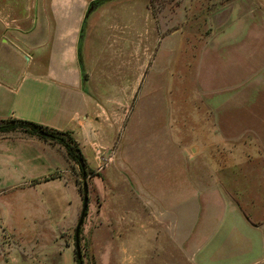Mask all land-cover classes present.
Instances as JSON below:
<instances>
[{
	"label": "rangeland",
	"instance_id": "rangeland-1",
	"mask_svg": "<svg viewBox=\"0 0 264 264\" xmlns=\"http://www.w3.org/2000/svg\"><path fill=\"white\" fill-rule=\"evenodd\" d=\"M146 2L147 26L133 34L132 65L117 67L121 78L132 80L117 77L105 82L100 78L105 74L95 67L96 98L90 106L125 107L128 112L115 135L102 121L95 123L107 143L96 147L94 162L85 151V165L92 174L83 175L69 160L68 178L64 168L52 170L59 159L38 150L35 167L30 155L18 164L22 176L43 174L27 180L31 183L64 176L81 193L86 182L88 207L78 237L80 259L75 256L74 230L82 202L74 223L52 230L46 220L16 217L12 202L23 197L33 201L34 190L24 185L6 191L0 181V264H264V161H251L264 155V145L255 143L245 129L253 121L262 124L264 115L252 120L246 115L251 113L243 111L239 124L244 143L226 147V162L211 161L202 138L190 139L192 112L202 110L201 120L210 101L235 107L237 93L256 91L259 78L264 82V0ZM29 4L0 0V11L12 8L25 13ZM46 37H50L47 31ZM84 49L88 53V43ZM1 67L8 69L3 63ZM122 85L131 88V97L120 94ZM69 100L65 110L78 109L79 103ZM234 117L228 113V125L237 126ZM14 121L8 118L0 125ZM200 124L211 126V121ZM25 136L20 127L0 133V138ZM45 142L60 150L58 144ZM211 153L219 155V147H212ZM240 154L250 161H236ZM1 165L11 171L17 166L11 160L0 161ZM252 169L262 176L248 177L246 170ZM223 170L224 178L219 176ZM50 185L37 186L44 199ZM55 246L58 255L50 250Z\"/></svg>",
	"mask_w": 264,
	"mask_h": 264
},
{
	"label": "crops",
	"instance_id": "crops-1",
	"mask_svg": "<svg viewBox=\"0 0 264 264\" xmlns=\"http://www.w3.org/2000/svg\"><path fill=\"white\" fill-rule=\"evenodd\" d=\"M28 1L30 4L27 5L25 13L12 8L0 11V121L8 118L26 120L58 132H69L84 163H88L85 151L94 162L96 147L107 143V138L101 136L95 123L102 121L107 130L115 135L121 129L128 112L125 107L116 109L111 106V109H105L99 104L95 109L90 106L89 102L96 98L93 89V82L98 78L95 77V67H99L105 74L100 77L101 80L109 82L117 77L121 78V68L118 70L117 67L132 65L133 34L142 33L143 27L147 26V0ZM45 7L48 11L44 10ZM262 15L264 16V12ZM46 31L49 38L46 37ZM37 40L42 43L37 44ZM86 43L88 53L84 49ZM96 43L103 49L98 50ZM10 53L16 58L12 59ZM2 63L8 66L7 70L1 67ZM131 80L121 78L123 82ZM257 80L256 91L242 90L237 93L235 107L228 108L226 101L225 104L210 101L211 107L205 109L204 118L201 120L198 113L202 110L196 109L195 113L192 112L195 121L190 139L197 141L198 138L201 141L202 138L201 144L206 148L211 161L226 162V147L230 144L235 147L243 145L245 134L244 128L239 124V118H243L244 110L251 113L246 115L252 120L264 115V82H260L263 81L260 78ZM247 84L246 81L241 85L245 87ZM238 88L240 86L231 87L228 91ZM130 89L126 90L123 85L119 87L120 94L125 95L127 92L128 97H131ZM68 97L70 102L79 103L78 109L73 112H67L64 108L68 105ZM228 113L235 116L237 126L233 123L228 125ZM206 120L209 124L211 121V126L204 124ZM214 128L220 130V139L216 137L219 132H211ZM207 129H210V132ZM245 129L255 137V143L264 145V121L259 125L253 121V124ZM209 138L211 140H208ZM56 146L34 136L0 138V161L11 160L17 165L12 171L5 165L0 166V181L4 189L13 191L19 186L27 185L30 192L34 190L32 193H36L33 201L24 197L21 202L11 201L12 207L17 211L16 217H20V220H46V225L52 230L56 226L68 227L74 223L82 202V195L78 192L75 182L67 179L71 171L66 168L69 164L66 152L62 147L60 150L56 149ZM217 146L219 155L211 153L212 147ZM37 150L38 154L49 152L59 159L52 170L64 168L67 177L50 176L45 181H27L43 174L34 172L22 176L18 171V164L27 161V156L30 155L31 167H35L33 158ZM212 155L217 159L212 158ZM263 156L259 153L251 161H264ZM235 160L250 161L246 154L236 155ZM246 171L250 174L248 177L262 176L253 169ZM225 173L227 171L223 170L219 176L222 177L223 174L224 178ZM237 175L240 176L239 173ZM241 176H244L243 173ZM43 183L51 184L46 187V199L37 187ZM50 250L58 255L59 247L55 246Z\"/></svg>",
	"mask_w": 264,
	"mask_h": 264
},
{
	"label": "trees",
	"instance_id": "trees-1",
	"mask_svg": "<svg viewBox=\"0 0 264 264\" xmlns=\"http://www.w3.org/2000/svg\"><path fill=\"white\" fill-rule=\"evenodd\" d=\"M4 120H1V121H4ZM14 120H15L14 122H10L7 125L5 124L0 125V133H8V132L14 131L17 127H20L22 129V132L28 136H35L39 139L58 144L60 147L64 149V151L66 152L67 158L70 161L78 164L79 167H80L79 162L80 161L83 162L84 168L82 169L80 167L83 175L92 174V171L87 169V167L85 166L80 150L69 132H58L55 130L48 129L46 127H42L33 122L26 121V120H18V119H14ZM59 135L65 138H60ZM78 262L79 261L77 260V263Z\"/></svg>",
	"mask_w": 264,
	"mask_h": 264
},
{
	"label": "water",
	"instance_id": "water-1",
	"mask_svg": "<svg viewBox=\"0 0 264 264\" xmlns=\"http://www.w3.org/2000/svg\"><path fill=\"white\" fill-rule=\"evenodd\" d=\"M79 164H80V167L83 169L84 168L83 162L80 161ZM81 195H82V207H81V212L79 215L78 222L74 230V249H75L76 259L78 260L80 259V251H79V243H78L79 231L82 226L83 219L86 214L87 207H88V187L85 181L82 183Z\"/></svg>",
	"mask_w": 264,
	"mask_h": 264
}]
</instances>
